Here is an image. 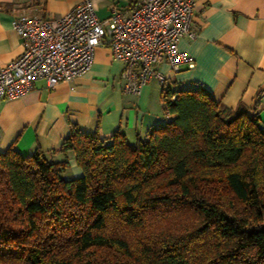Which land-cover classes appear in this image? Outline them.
I'll list each match as a JSON object with an SVG mask.
<instances>
[{
    "label": "trees",
    "instance_id": "obj_1",
    "mask_svg": "<svg viewBox=\"0 0 264 264\" xmlns=\"http://www.w3.org/2000/svg\"><path fill=\"white\" fill-rule=\"evenodd\" d=\"M161 101L167 118L132 142L70 125L63 160L0 153V264H264L257 106L203 87ZM68 152L81 174L66 179Z\"/></svg>",
    "mask_w": 264,
    "mask_h": 264
},
{
    "label": "crops",
    "instance_id": "obj_2",
    "mask_svg": "<svg viewBox=\"0 0 264 264\" xmlns=\"http://www.w3.org/2000/svg\"><path fill=\"white\" fill-rule=\"evenodd\" d=\"M83 0H0V66L22 50L12 21L20 15L53 19L69 12ZM97 18L118 9L127 14L135 0H90ZM196 36L182 37L178 48L193 60L174 72L165 62L153 65L155 74L137 95L122 90L123 64L106 44L95 48L89 68L52 88L43 79L14 99H0V153L13 148L29 155L36 148L60 161L59 147L70 125L84 132L98 130L103 137L120 130L129 142L163 121L161 95L170 90L203 87L228 107L242 104L249 114L256 105L264 125V0H193ZM159 74L160 76H158ZM72 177L81 174L72 152L67 153Z\"/></svg>",
    "mask_w": 264,
    "mask_h": 264
},
{
    "label": "built area",
    "instance_id": "obj_3",
    "mask_svg": "<svg viewBox=\"0 0 264 264\" xmlns=\"http://www.w3.org/2000/svg\"><path fill=\"white\" fill-rule=\"evenodd\" d=\"M193 10V0H135L127 14L113 8L99 19L92 2L83 0L53 19L17 16L12 27L22 50L0 66V99L24 95L37 79L49 88L72 80L89 68L101 44L123 64V92L137 95L155 74L153 65L165 62L174 72L183 64L194 67L192 58L178 48L182 37L196 36Z\"/></svg>",
    "mask_w": 264,
    "mask_h": 264
},
{
    "label": "rangeland",
    "instance_id": "obj_4",
    "mask_svg": "<svg viewBox=\"0 0 264 264\" xmlns=\"http://www.w3.org/2000/svg\"><path fill=\"white\" fill-rule=\"evenodd\" d=\"M64 177L66 179L72 178L71 174H68V171L66 170V173H64Z\"/></svg>",
    "mask_w": 264,
    "mask_h": 264
}]
</instances>
